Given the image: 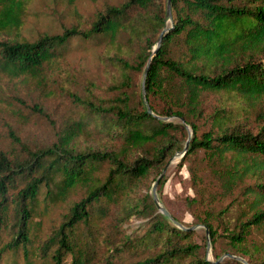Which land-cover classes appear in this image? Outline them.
<instances>
[{"label": "trees", "instance_id": "1", "mask_svg": "<svg viewBox=\"0 0 264 264\" xmlns=\"http://www.w3.org/2000/svg\"><path fill=\"white\" fill-rule=\"evenodd\" d=\"M27 2L0 0V33L22 25ZM171 18L155 54L165 0L109 5L87 29L71 26L34 41L0 39V77L44 78L45 67L63 59L74 38H108L105 61L117 70L107 99L71 94L78 108L54 131L53 142L32 149L11 134L19 152L13 158L0 152V262L19 264L22 255L23 264H32L37 255L48 264H242L199 258L191 231L172 225L148 194L135 195L151 171L183 149L187 131L158 118L167 116L192 129L178 167L201 151L219 185L207 195L199 167L190 166L195 196L189 205H202L194 218L213 245L225 240L226 254L264 264L263 243L254 239L264 228V0H171ZM151 55L148 113L134 89ZM210 97L220 104L208 111ZM89 139L103 141L95 146ZM78 188L83 196L70 201ZM237 188L233 203L210 205ZM235 202L240 208L231 222ZM61 203L68 205L62 220L36 244L34 217ZM134 215L147 224L132 235L123 225ZM101 248L106 255L98 257Z\"/></svg>", "mask_w": 264, "mask_h": 264}, {"label": "rangeland", "instance_id": "2", "mask_svg": "<svg viewBox=\"0 0 264 264\" xmlns=\"http://www.w3.org/2000/svg\"><path fill=\"white\" fill-rule=\"evenodd\" d=\"M123 1L77 0L75 3L70 4L61 0H28L22 25L15 30L0 33V39L34 41L43 34L60 33L71 26L87 29L98 12L103 11L109 5H119ZM171 24L172 18L166 20L167 27ZM123 38L124 36L121 37V39ZM109 49V41L106 37L88 40L74 38L64 58L55 65L45 67L44 78L30 75H21L15 78L1 76L0 152L5 153L10 158H13L19 152V146L13 141L11 134H14L32 149L53 142L55 140L54 131L67 117L75 115L74 111L78 108L73 103L72 93L83 97L85 94L93 92L97 97L103 99L110 97L112 95L110 86L117 77V70L105 61ZM143 72L144 70L136 78L134 89L136 93H140L141 99ZM219 104L217 98L210 97L207 110L210 111ZM33 107L41 108L43 113H39ZM163 117H166L165 121L181 123L187 131V139L192 136L191 127L188 124L186 127L180 118ZM249 123L254 124L252 120H249ZM187 139L184 140V145ZM102 141L100 139H89L88 143L96 146ZM180 151H176L167 159L166 164L169 163V165L154 193L159 204L180 223L181 227L168 218L170 223L179 229L189 230L193 233L192 241L199 246L197 251L199 258L210 262L225 263L229 258L224 252L227 245L225 240L222 238L216 246L213 245L209 231L207 233L208 229L205 225L198 223L193 216V212L199 210L197 207L202 208V205L195 204L192 207L189 205V200L195 196L189 171L190 166L196 165L199 167L203 183L208 187L206 189L207 195L218 193L220 190L219 185L214 182L212 174L207 168L205 160H203L204 155L201 151L186 159L182 167H178L182 158L178 153ZM164 167L160 171H151L141 181L135 192L136 196L148 194L154 202L157 212L160 213L161 211L153 199V185ZM104 172L105 170L101 174ZM247 181L251 182L252 180L248 179ZM238 193L239 188L231 196L221 200L215 199L210 205L214 206L216 210L220 209L228 203H233L232 199ZM81 196H83V190L78 188L72 193L70 201L77 200ZM67 206V204L61 203L50 211L34 217V221L37 222L36 244H40L58 226ZM239 208L237 202H235L227 215L228 221L232 222L237 217ZM145 224H147V219L134 215L123 225V228L127 233L135 235L143 231ZM7 239L8 237L4 233L2 240L6 241ZM254 239L259 243H263L264 250V228ZM97 254L98 257L106 255L105 248L99 249ZM132 258L134 257L131 256L127 260ZM241 258L243 261H238L242 264H249L247 257ZM31 261L32 264H48L37 255L32 256ZM23 263L24 260L20 255L19 264ZM0 264L9 263H5L3 259Z\"/></svg>", "mask_w": 264, "mask_h": 264}, {"label": "water", "instance_id": "3", "mask_svg": "<svg viewBox=\"0 0 264 264\" xmlns=\"http://www.w3.org/2000/svg\"><path fill=\"white\" fill-rule=\"evenodd\" d=\"M166 17H167V20L168 19H171V0H166ZM166 30H167V25H165V27L161 30V32H160V34L158 36V39H157L155 45L152 48V53L153 54H155V52L157 51V49L160 47L161 41H162V38H163V35H164V33H165ZM151 58H152V55L149 57L148 62H147V65H146V67L144 69L142 83H141L142 99H143V103H144V105H145L148 113H152V112H151V108H150V106H149V104L147 102V99H146L144 82H145V77H146V74H147L148 65H149V62H150ZM158 118H160L162 120H165L166 119V117H159V116H158ZM180 119H181L182 123H184L186 125V127H187V124L185 123L184 119L183 118H180ZM190 138L191 137H189L187 139V141L185 142L184 149L182 151L178 152L181 157H183L184 154L186 153V151L188 150ZM168 165H169V163L166 164V166L164 167V169L160 173L159 177L156 179L155 184L153 185V199H154L155 204L157 205L158 209L161 211V213H163L164 215H166L174 223H176L178 226H180V223L175 218H173L164 207H162L159 204L158 199H157V197H156V195L154 193V190H155L157 184L159 183L160 179L163 177V175H164V173H165ZM207 233H208V230H207ZM227 256L228 257H231V258H234V259H237V260L243 261V259L241 257H239V256H233V255H230V254H227ZM214 263H216V262H214Z\"/></svg>", "mask_w": 264, "mask_h": 264}]
</instances>
